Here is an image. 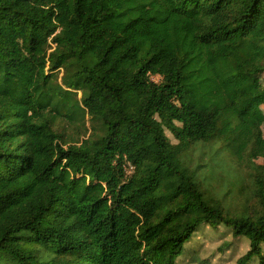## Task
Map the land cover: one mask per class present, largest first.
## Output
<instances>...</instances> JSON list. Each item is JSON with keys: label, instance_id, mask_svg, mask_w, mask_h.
Returning <instances> with one entry per match:
<instances>
[{"label": "trees", "instance_id": "16d2710c", "mask_svg": "<svg viewBox=\"0 0 264 264\" xmlns=\"http://www.w3.org/2000/svg\"><path fill=\"white\" fill-rule=\"evenodd\" d=\"M255 155L264 0H0V264H264Z\"/></svg>", "mask_w": 264, "mask_h": 264}, {"label": "rangeland", "instance_id": "374dc122", "mask_svg": "<svg viewBox=\"0 0 264 264\" xmlns=\"http://www.w3.org/2000/svg\"><path fill=\"white\" fill-rule=\"evenodd\" d=\"M153 81L159 82L160 78L155 77L152 79ZM29 99V93L26 90L19 91L17 93L16 98L14 99L16 103L21 101H28ZM15 111L10 110V113L13 114ZM54 126L56 130L59 132L62 131L64 133V140L67 144H71L78 139V135L74 132L73 128L70 126L68 127L67 124L62 120H55ZM167 136L171 139H173V136L167 132ZM263 157L259 155H255L251 158V163L247 167V169L243 173V177L247 180V186L246 189H248V193L251 196H254V192L256 190V184H255V168L258 164H262ZM221 163H225L226 166H220V168L223 171L222 178L218 181V183H215L214 186L219 190L221 195L228 196L230 198L234 197V192L237 191L240 187V178L242 177L240 173L233 172L231 168V164L228 161L221 160ZM220 174V173H219ZM214 177V175H212ZM234 201L238 202L239 204H244L245 206H248L247 209L253 211L254 210V202L252 201L249 205H246V198L244 196H239L233 198ZM201 234H205V237L203 238L204 242V249L202 253L207 254L210 252H213V254H217V256L214 259H217L220 257V253L218 251V248L223 246V243L225 240L229 241L231 238L221 239L217 234L212 232L209 227L205 228ZM247 247V246H245ZM233 264V263H232Z\"/></svg>", "mask_w": 264, "mask_h": 264}]
</instances>
